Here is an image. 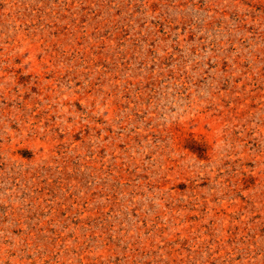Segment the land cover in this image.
Wrapping results in <instances>:
<instances>
[{"label": "rangeland", "instance_id": "obj_1", "mask_svg": "<svg viewBox=\"0 0 264 264\" xmlns=\"http://www.w3.org/2000/svg\"><path fill=\"white\" fill-rule=\"evenodd\" d=\"M0 264H264V0H0Z\"/></svg>", "mask_w": 264, "mask_h": 264}]
</instances>
